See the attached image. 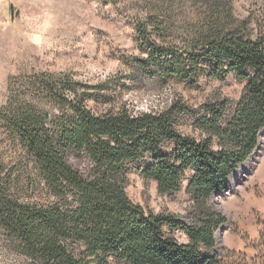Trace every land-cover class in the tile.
Listing matches in <instances>:
<instances>
[{"label":"trees","instance_id":"obj_1","mask_svg":"<svg viewBox=\"0 0 264 264\" xmlns=\"http://www.w3.org/2000/svg\"><path fill=\"white\" fill-rule=\"evenodd\" d=\"M191 1L205 12L184 16L182 28L155 16L137 25L144 57L135 59L131 79L195 88L201 75L219 81L235 75L244 86L234 109L227 113L226 99L205 104L195 123L202 140L177 132L178 119L193 113L179 99L154 112L123 107L96 115L85 96L70 100L46 89L56 113L28 106L7 115L45 195L41 205L22 203L19 182L0 162V231L27 264H108L111 258L116 264H224L214 234L226 218L209 201L229 188L264 131V15L239 20L232 0ZM174 34L181 46L168 41ZM167 143L174 149L165 154ZM146 156L152 160L140 175L160 195L179 192L194 171L185 187L192 202L188 223L174 213L145 211L127 197L128 165ZM72 159L87 164L80 170ZM259 259L264 263V238Z\"/></svg>","mask_w":264,"mask_h":264},{"label":"rangeland","instance_id":"obj_2","mask_svg":"<svg viewBox=\"0 0 264 264\" xmlns=\"http://www.w3.org/2000/svg\"><path fill=\"white\" fill-rule=\"evenodd\" d=\"M232 7L239 20L264 15V0H232ZM204 12L191 0H0V162L2 171L19 182L16 190L22 203H44L43 184L23 158L5 119L28 106L56 113L59 106L46 89L70 100L85 96L86 107L96 115L123 107L135 113L154 112L179 99L193 113L181 116L176 130L197 141L204 138L195 123L205 104L226 99L227 113L234 109L244 86L235 75L223 81L201 75L195 88L175 80L161 87L131 79L135 59L144 57L136 37L138 24L151 16L169 17L182 28L184 16L195 18ZM178 37L174 34L168 41L181 46ZM173 149L174 144L167 143L162 151L168 154ZM151 160L146 156L128 165L127 197L145 211L174 213L188 223L192 202L185 187L194 171L187 173L179 192L160 195L156 184L140 175ZM71 163L80 170L87 164L84 159ZM263 169L264 131L254 153L231 174L229 188L210 198L211 209L226 218L214 234L224 264H264L259 259L264 238ZM0 264H27L2 231ZM108 264L116 262L111 258Z\"/></svg>","mask_w":264,"mask_h":264},{"label":"bare ground","instance_id":"obj_3","mask_svg":"<svg viewBox=\"0 0 264 264\" xmlns=\"http://www.w3.org/2000/svg\"><path fill=\"white\" fill-rule=\"evenodd\" d=\"M263 172H264V169H263Z\"/></svg>","mask_w":264,"mask_h":264}]
</instances>
